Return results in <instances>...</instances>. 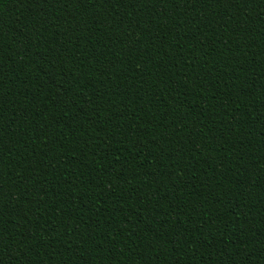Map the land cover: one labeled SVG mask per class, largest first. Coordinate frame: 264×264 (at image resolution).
Returning <instances> with one entry per match:
<instances>
[{
  "label": "trees",
  "instance_id": "obj_1",
  "mask_svg": "<svg viewBox=\"0 0 264 264\" xmlns=\"http://www.w3.org/2000/svg\"><path fill=\"white\" fill-rule=\"evenodd\" d=\"M0 264H264V0H0Z\"/></svg>",
  "mask_w": 264,
  "mask_h": 264
}]
</instances>
